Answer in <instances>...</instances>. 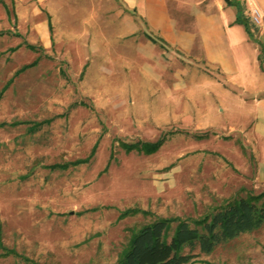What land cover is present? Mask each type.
Wrapping results in <instances>:
<instances>
[{
  "label": "rangeland",
  "instance_id": "1",
  "mask_svg": "<svg viewBox=\"0 0 264 264\" xmlns=\"http://www.w3.org/2000/svg\"><path fill=\"white\" fill-rule=\"evenodd\" d=\"M116 5L0 0V264H106L136 219L264 201L241 92L201 54L149 37L141 15L127 29ZM158 135L151 150L121 142ZM192 249L178 264H264V221Z\"/></svg>",
  "mask_w": 264,
  "mask_h": 264
},
{
  "label": "crops",
  "instance_id": "2",
  "mask_svg": "<svg viewBox=\"0 0 264 264\" xmlns=\"http://www.w3.org/2000/svg\"><path fill=\"white\" fill-rule=\"evenodd\" d=\"M252 5L260 9L257 20ZM114 11L129 30L141 14L146 29L217 66L250 107L249 127L264 149V0H117Z\"/></svg>",
  "mask_w": 264,
  "mask_h": 264
},
{
  "label": "trees",
  "instance_id": "3",
  "mask_svg": "<svg viewBox=\"0 0 264 264\" xmlns=\"http://www.w3.org/2000/svg\"><path fill=\"white\" fill-rule=\"evenodd\" d=\"M2 1L4 2V0ZM236 17L244 22L250 32L246 19L238 14H236ZM143 20H145L144 17ZM47 23L49 29H51L52 23L49 12H47ZM9 29L7 26L0 27V31ZM14 29L17 32L19 31L16 28ZM144 32L152 39L166 42L161 34L146 28ZM25 43L34 45L30 40H25ZM36 57L23 61L13 72L33 62ZM10 78L11 75L4 83ZM161 137L162 135L152 138H121V142L125 148L137 146L144 150H151L158 145ZM88 154L76 155L62 160L55 159L47 163L62 166L70 161L75 162L86 159ZM137 209H140L143 214L151 212L150 208L137 204L126 205L120 211H134ZM173 218H175V221L172 223ZM190 219L191 221L178 214L161 213L136 219L128 225L129 234L119 253L106 264H178L193 255V246L197 245L201 249H208L217 241L235 234L241 229L252 227L264 221V201L258 200L257 192L238 193L200 215L191 216Z\"/></svg>",
  "mask_w": 264,
  "mask_h": 264
},
{
  "label": "built area",
  "instance_id": "4",
  "mask_svg": "<svg viewBox=\"0 0 264 264\" xmlns=\"http://www.w3.org/2000/svg\"><path fill=\"white\" fill-rule=\"evenodd\" d=\"M251 10V15L254 19H259V15H260V9L256 6V5H252L250 7Z\"/></svg>",
  "mask_w": 264,
  "mask_h": 264
}]
</instances>
